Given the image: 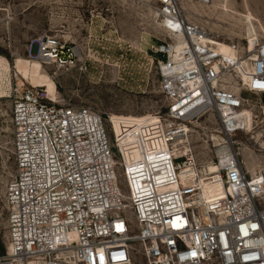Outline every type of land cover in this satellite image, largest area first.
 <instances>
[{"label": "built area", "instance_id": "built-area-1", "mask_svg": "<svg viewBox=\"0 0 264 264\" xmlns=\"http://www.w3.org/2000/svg\"><path fill=\"white\" fill-rule=\"evenodd\" d=\"M152 1L169 37L155 46L165 111L110 126L40 86L13 100L12 171L0 134V264H264V173L248 171L234 140L264 123V104L254 111L243 95L264 94V38L246 56L188 20L184 0ZM72 51L46 34L26 49L44 64ZM207 116L219 134L201 161L191 132Z\"/></svg>", "mask_w": 264, "mask_h": 264}, {"label": "rangeland", "instance_id": "rangeland-1", "mask_svg": "<svg viewBox=\"0 0 264 264\" xmlns=\"http://www.w3.org/2000/svg\"><path fill=\"white\" fill-rule=\"evenodd\" d=\"M182 9L188 20L222 41L237 43L246 56L250 41L264 38V0H184ZM157 11L152 0H0V134L10 171L12 103L25 87L38 86L31 76L36 60L26 52L36 37L54 35L73 48L66 64L39 61L48 76L40 87L51 97L90 107L110 126L113 117L141 121L165 111L155 46L169 37ZM243 95L254 111L264 104V94L243 90ZM191 134L199 159L210 160L217 145V137H211L219 134L214 117H202ZM234 138L242 161L248 156L256 173H264V123L253 122Z\"/></svg>", "mask_w": 264, "mask_h": 264}, {"label": "bare ground", "instance_id": "bare-ground-1", "mask_svg": "<svg viewBox=\"0 0 264 264\" xmlns=\"http://www.w3.org/2000/svg\"><path fill=\"white\" fill-rule=\"evenodd\" d=\"M31 76L38 83V86L45 85L44 82H46L47 79H48V76L43 73V71H42V65H41V63L38 60L34 61L33 64H32V67H31ZM49 89H50V94H53L54 89H53L52 82L49 83ZM216 137L217 136L214 135V137L212 139H215ZM215 145L213 144V146H215ZM246 154L247 153L245 152L244 155L246 156ZM244 164H245V167L248 169V171L250 173H252V174L256 173V165L248 158V156L245 157ZM29 264H43V263L36 262V261H31Z\"/></svg>", "mask_w": 264, "mask_h": 264}, {"label": "trees", "instance_id": "trees-1", "mask_svg": "<svg viewBox=\"0 0 264 264\" xmlns=\"http://www.w3.org/2000/svg\"><path fill=\"white\" fill-rule=\"evenodd\" d=\"M161 57V55H159Z\"/></svg>", "mask_w": 264, "mask_h": 264}]
</instances>
